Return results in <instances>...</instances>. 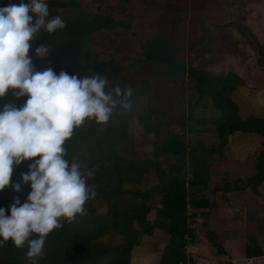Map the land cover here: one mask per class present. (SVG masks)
Listing matches in <instances>:
<instances>
[{"label": "trees", "instance_id": "obj_1", "mask_svg": "<svg viewBox=\"0 0 264 264\" xmlns=\"http://www.w3.org/2000/svg\"><path fill=\"white\" fill-rule=\"evenodd\" d=\"M85 1L87 5L83 0H45L49 9L46 20L59 15L66 26L53 33L42 28L30 41L28 55L34 70L42 72L48 66L51 69L58 67L60 71L79 79L90 74H100L109 81L106 92L116 87L121 88V84L116 81L121 73L143 75L138 67L145 64L148 65L149 72L144 78L137 80L139 88L132 90L130 111L124 112L117 105L107 123L98 124L94 120H86L65 142V159L70 164L73 161L79 162L82 171L93 173L87 184L96 195L85 203V215H77L71 223L64 221L62 227L54 229L46 237L43 255L37 260V264H129L132 248L139 246L140 238L151 236L156 228L167 234L157 264H197L195 253L186 249V246H191L190 243L197 240L196 230L189 225L197 216L203 218L198 223L197 230H203L205 239L212 246V253L225 254L222 245L216 241L214 229H203L205 220L210 215L208 209L200 212L187 210L211 206L212 195L218 189L208 188L210 171L206 158L196 152L199 142L185 140L187 132H192L191 130L179 133L161 128V117L156 112L153 113L146 102L144 112H139L135 118L146 134L152 133L154 141L149 156L138 151L135 153L130 148V118L134 100L137 95H168L156 78L170 75L176 78L174 81H178L177 84L183 85L188 81L199 96L209 97L218 113L213 124L220 144L225 142L227 135L235 131L261 136V148L253 159L254 172L245 178L231 181L224 179L221 196L228 204V189L234 191L246 188L258 195L257 186L264 180V117H241L238 113L230 93L239 84V79L232 71L213 74L202 65L192 64L190 57L184 60L179 53L181 48L175 45L170 35L142 38L131 31V0H115L125 7L123 17L105 12L102 8L103 0ZM20 2L21 0H0V8L9 3ZM23 2L28 3L29 0ZM103 31L128 33L130 40H134L130 43L134 50L132 55L116 52L114 47L108 58L93 57L86 45L96 33ZM41 45L49 46L50 49L44 58L35 54V49ZM195 45H199L196 50L204 51L203 35L196 36L187 45V51ZM258 53L260 57L256 61L264 66V49L258 48ZM149 64L152 65L151 68ZM128 82L134 87L136 81L129 79ZM27 98H17L10 90L0 98V108L7 104L20 108ZM193 106L196 107L197 104L187 105L188 121L195 118ZM198 118L196 122L200 121ZM207 151L210 153L211 149ZM33 162L34 160H28L14 166L10 185L0 191V208L5 209L6 215H10V205L14 198L23 203L30 194V182L22 183L21 174L28 173L29 165ZM152 177L156 178L155 184L148 188L140 187L141 184L150 182ZM16 183L21 184L20 192H15L11 186ZM92 201L96 206H104L103 214L96 213V206L90 204ZM151 209L154 216L148 220L146 213ZM254 212L257 213L256 210ZM104 236L112 241L105 243L99 239ZM30 238L37 236L33 234ZM27 250V245L16 248L10 239L0 247V264H31L26 259ZM252 251L250 239L245 240V257L254 256Z\"/></svg>", "mask_w": 264, "mask_h": 264}, {"label": "rangeland", "instance_id": "obj_2", "mask_svg": "<svg viewBox=\"0 0 264 264\" xmlns=\"http://www.w3.org/2000/svg\"><path fill=\"white\" fill-rule=\"evenodd\" d=\"M83 2L87 5L85 0ZM102 8L107 13H115V17H123L125 13V7L115 0H103ZM129 9L132 13L130 29L142 38L170 35L175 45L181 48L179 53L184 60L190 57L192 64L202 65L213 74L227 71L235 73L239 84L234 87L230 96L237 105L238 113L241 117L248 115L264 117V66L256 61L260 57L258 48L264 49V0H131ZM203 30L205 32H202ZM198 35L204 36V51L196 50L199 45L187 51V45ZM132 42L134 40H130L126 32L103 31L96 33L86 46L93 57L103 59L108 58L114 47L116 52L132 55L134 51L130 44ZM138 68L143 71V75L133 76L131 72H124L117 78L121 90L129 87L132 90L139 88L137 80L144 78L149 70L146 64ZM52 70L57 75L61 72L58 67ZM129 79L136 81L134 87L129 84ZM156 79L167 90L168 95L136 96L130 118L131 150L148 156L151 154L154 137L152 133L146 134L135 118L136 114L144 112L148 102L153 113L156 112V115L161 117V128H169L179 133L192 131L187 132L185 140L199 142L196 152L206 158L210 171L208 188H218L212 195L211 206L187 210L200 212L208 209L210 215L205 220L206 225L203 229H214L216 241L222 245L225 254L212 253V246L205 239L203 230L202 232L197 230L198 223L203 220L200 216L195 217L189 224L196 230L197 240L191 242V246H186V249L195 253L197 264H227L225 259L227 256L230 257L229 251L232 256L236 250H231L232 245L227 244L225 238L238 236L242 237L240 241L244 247V240L250 239L252 252L262 255L264 180L257 186L258 195L252 194L246 188L234 191L228 189L226 196L230 200L229 204L221 196L224 179L231 181L245 178L254 172L253 159L261 148V136L256 133L235 131L227 135L225 142L220 144L213 124L218 113L209 97L199 96L188 81L179 85L178 81H174L176 78L170 75L159 76ZM195 104H197L196 107L193 106L195 118L188 121L187 105ZM2 110L3 108H0V111ZM197 117L199 122H196ZM207 149H211V152L209 153ZM155 183L156 178L152 177L150 182L143 183L140 187L148 188ZM90 204L96 206L93 201ZM104 211V206H96L97 214L101 215ZM153 216V209L146 213L148 220ZM99 239L105 243L112 241L106 236ZM166 239L167 234L157 228L153 230L151 236H142L139 246L130 251L129 264H156L157 253L161 251Z\"/></svg>", "mask_w": 264, "mask_h": 264}, {"label": "clouds", "instance_id": "obj_3", "mask_svg": "<svg viewBox=\"0 0 264 264\" xmlns=\"http://www.w3.org/2000/svg\"><path fill=\"white\" fill-rule=\"evenodd\" d=\"M48 16L45 0L0 8V98L10 90L17 98L28 97L22 107L7 104L0 111V191L10 185L14 166L34 160L28 173L21 174L22 183L30 182L27 199L21 203L14 198L10 215L0 208V247L10 239L16 248L27 245L31 264L43 255L46 237L64 221L85 215V203L96 195L87 184L93 173L65 159V142L86 120L104 124L117 105L124 112L132 108V89L106 92V76L79 79L64 71L57 75L51 68L34 70L30 41L42 28L53 33L66 26L59 15L46 20ZM49 52V46L35 49L40 58ZM11 186L21 191L20 183ZM33 234L37 238H30Z\"/></svg>", "mask_w": 264, "mask_h": 264}, {"label": "crops", "instance_id": "obj_4", "mask_svg": "<svg viewBox=\"0 0 264 264\" xmlns=\"http://www.w3.org/2000/svg\"><path fill=\"white\" fill-rule=\"evenodd\" d=\"M240 238H242V237L234 236V237L225 238V242H227V244L230 243L232 245L231 250H233V251H234V249L236 250V251H234L235 254L232 256H231L230 251H229L230 257L227 256L225 259V260H227V264H245V263L246 264H264V253L262 255H258V256L255 255V253H254V256H252V257H249V258L245 257L244 246L241 243ZM244 242H245V240H244ZM157 254H158V257H157V255H156V257L159 260L160 252ZM227 255H228V253H227ZM157 262H156V264H157Z\"/></svg>", "mask_w": 264, "mask_h": 264}]
</instances>
